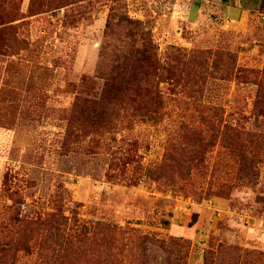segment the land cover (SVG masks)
Wrapping results in <instances>:
<instances>
[{"label": "rangeland", "instance_id": "374dc122", "mask_svg": "<svg viewBox=\"0 0 264 264\" xmlns=\"http://www.w3.org/2000/svg\"><path fill=\"white\" fill-rule=\"evenodd\" d=\"M0 6L19 14L0 37V264H142L144 235L188 240L185 264H205L206 253L207 264H264V104L254 111L264 95V9L205 0ZM123 16L142 22L169 77L158 122L128 123L131 105L153 102L145 80L134 86L115 70L144 44ZM199 52L210 70L197 84ZM218 57L227 72L214 68ZM173 158L183 161L173 180L151 177ZM160 252L150 264H162Z\"/></svg>", "mask_w": 264, "mask_h": 264}, {"label": "trees", "instance_id": "16d2710c", "mask_svg": "<svg viewBox=\"0 0 264 264\" xmlns=\"http://www.w3.org/2000/svg\"><path fill=\"white\" fill-rule=\"evenodd\" d=\"M240 6L245 10L262 11L264 9V0H240ZM18 15V13L14 14L13 11L7 12L6 9L0 6V37H2L5 31H10L14 28V24L11 23L16 20ZM119 19L123 26L137 30L138 33L141 34L144 44L142 47L136 48L135 51L127 50V52L123 54V64H118L115 70H119V75L126 78L128 84H135L134 86H138L141 80H145L147 83L146 91L153 102L152 108L149 110L144 109V111L139 109L137 106L133 107V105H131L133 111L132 117L128 118V123L131 124L133 118H142L145 121L158 122L162 116L163 109V97L161 95L159 84L161 81L169 77L165 73L164 67L157 57L155 44L153 43L150 35L144 31L142 27V22L139 20H133L126 16L120 17ZM195 62H197V64L195 63L193 66L194 76H192V80H194L197 84H200L202 79H204L205 69L210 70L209 61L204 52H199L196 56ZM223 66L224 65L220 63L218 57L214 61V68L216 70L227 72L228 69H223ZM126 69L130 72L128 75L124 72ZM144 71L145 76L141 78V74ZM112 74L110 73L109 76ZM138 99L139 91H136L132 97H129L128 102L129 104H134L138 102ZM116 101L117 103L122 104L124 102V98L119 97ZM263 104L264 95L260 92L255 102L254 111L259 113ZM182 163V160L173 158L171 162H165L157 168L152 169L150 175L158 181L163 179L173 180L170 175L171 172L176 168L181 170L179 166H181ZM16 220H19V217H16ZM55 222L57 221H54V228L57 227ZM164 222L166 226L170 225L168 220H165ZM46 223L51 224L50 222ZM139 248L143 254L142 264H150L156 257V250L159 252L161 251L160 254L163 257L162 264H185L189 254L190 243L188 240H184L183 238H172L166 242L164 240H156L148 235H144L139 238ZM204 260V263L207 264L209 260L208 253L205 254Z\"/></svg>", "mask_w": 264, "mask_h": 264}, {"label": "crops", "instance_id": "0c3cea01", "mask_svg": "<svg viewBox=\"0 0 264 264\" xmlns=\"http://www.w3.org/2000/svg\"><path fill=\"white\" fill-rule=\"evenodd\" d=\"M205 1H220V2H230L233 6L240 5V0H205Z\"/></svg>", "mask_w": 264, "mask_h": 264}]
</instances>
